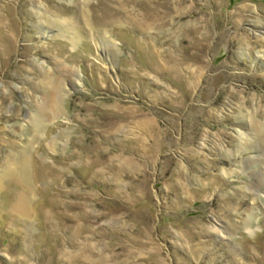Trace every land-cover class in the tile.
<instances>
[{
  "label": "rangeland",
  "instance_id": "1",
  "mask_svg": "<svg viewBox=\"0 0 264 264\" xmlns=\"http://www.w3.org/2000/svg\"><path fill=\"white\" fill-rule=\"evenodd\" d=\"M0 264H264V0H0Z\"/></svg>",
  "mask_w": 264,
  "mask_h": 264
},
{
  "label": "bare ground",
  "instance_id": "2",
  "mask_svg": "<svg viewBox=\"0 0 264 264\" xmlns=\"http://www.w3.org/2000/svg\"><path fill=\"white\" fill-rule=\"evenodd\" d=\"M73 74L75 75V77L77 76L76 72ZM44 78L46 81H52V80H50L51 79L50 76H45ZM77 78H78V76H77ZM46 89L48 91L47 95H46V101L43 102L42 106L38 105L39 110H38L37 115L35 116L36 126L39 125L41 118L45 117L47 119V118L53 117V116L59 114L60 112H62V107H61L62 103L61 102L63 99L58 96V94L60 93L59 81L58 80L52 81L51 86L46 87ZM43 113H45L47 115L43 116ZM20 163H22V162H20Z\"/></svg>",
  "mask_w": 264,
  "mask_h": 264
}]
</instances>
